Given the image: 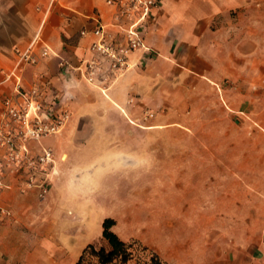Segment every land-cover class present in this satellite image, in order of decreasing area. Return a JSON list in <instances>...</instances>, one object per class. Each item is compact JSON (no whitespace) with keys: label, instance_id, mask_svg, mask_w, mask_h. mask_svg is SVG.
Masks as SVG:
<instances>
[{"label":"crops","instance_id":"crops-1","mask_svg":"<svg viewBox=\"0 0 264 264\" xmlns=\"http://www.w3.org/2000/svg\"><path fill=\"white\" fill-rule=\"evenodd\" d=\"M99 26L105 40L117 44L129 23L106 0H0V119L22 103L20 92L34 89L51 118L62 110L70 114L59 133L27 144L33 157L53 151V165L42 176L49 181L45 197L37 187L25 189L23 168L5 169L0 264H72L68 255L59 256L69 243L61 233L65 223L57 235L51 227L47 235L53 239L37 247L36 209L58 194L79 203L76 214L91 218L97 198L106 199L103 188L139 187L134 154L117 141L140 135L119 131V125L167 118L183 123L194 101L211 95L212 108L250 129L249 139L256 141L245 154L258 155L263 167L264 13L252 17L245 0H164L139 26L142 46L129 55L126 69L110 74L104 63L103 74L89 82L86 65ZM29 49L33 62L22 59ZM167 187L183 189L180 196L187 197L181 165L167 164ZM212 264H264V231Z\"/></svg>","mask_w":264,"mask_h":264},{"label":"rangeland","instance_id":"rangeland-1","mask_svg":"<svg viewBox=\"0 0 264 264\" xmlns=\"http://www.w3.org/2000/svg\"><path fill=\"white\" fill-rule=\"evenodd\" d=\"M245 2L252 17L264 13V0ZM209 97L195 100L183 123L167 118V122L119 125V131L140 135L117 141L134 154L139 187L103 188L106 199L97 198L91 218L76 214L79 203L57 194L36 209L37 247L53 239L47 235L51 227L57 235L65 223L61 233L67 234L69 243L59 256L68 255L74 264L87 245L104 244L101 226L106 218L115 221L112 230L122 240L139 241L165 264H212L232 246L255 240L264 231V160L260 169V157L245 154L256 141L249 139L250 129L229 121L225 110L212 108ZM167 164L181 165L187 175L186 198L180 196L183 189L167 187ZM24 234L31 247L33 238L28 231Z\"/></svg>","mask_w":264,"mask_h":264},{"label":"built area","instance_id":"built-area-1","mask_svg":"<svg viewBox=\"0 0 264 264\" xmlns=\"http://www.w3.org/2000/svg\"><path fill=\"white\" fill-rule=\"evenodd\" d=\"M163 1L106 0L108 5L117 9L118 18L129 23V28L124 34V42L117 44L105 40L101 26L95 29L94 34L99 40L90 46L93 58L86 65V79L89 82L97 81L103 74L104 63L109 65L110 74L126 69L129 55L142 46L139 26L146 21L151 10ZM22 59L34 60L30 49L22 55ZM19 96L22 103L6 109L0 119V193L4 187L5 169L23 168L25 189L37 187L40 195L44 196L48 193L49 181L42 176L53 165V151L47 149L41 155L33 157L28 153L27 144L59 133L69 120L70 114L67 110H62L51 118L36 89L30 93L20 92ZM146 117L151 118L153 115L146 113Z\"/></svg>","mask_w":264,"mask_h":264},{"label":"trees","instance_id":"trees-1","mask_svg":"<svg viewBox=\"0 0 264 264\" xmlns=\"http://www.w3.org/2000/svg\"><path fill=\"white\" fill-rule=\"evenodd\" d=\"M115 221L102 223L104 244L87 245L74 264H165L160 256L139 241H124L113 230Z\"/></svg>","mask_w":264,"mask_h":264}]
</instances>
